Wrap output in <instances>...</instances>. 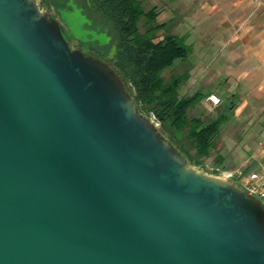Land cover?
I'll return each instance as SVG.
<instances>
[{
	"label": "water",
	"instance_id": "95a60500",
	"mask_svg": "<svg viewBox=\"0 0 264 264\" xmlns=\"http://www.w3.org/2000/svg\"><path fill=\"white\" fill-rule=\"evenodd\" d=\"M41 0H0V264H264V200L192 164Z\"/></svg>",
	"mask_w": 264,
	"mask_h": 264
},
{
	"label": "trees",
	"instance_id": "16d2710c",
	"mask_svg": "<svg viewBox=\"0 0 264 264\" xmlns=\"http://www.w3.org/2000/svg\"><path fill=\"white\" fill-rule=\"evenodd\" d=\"M74 3L90 25L106 33L109 39L88 45L78 40L70 27L68 35L109 63L135 98L140 111L155 113L161 121L162 133L190 163H204L216 147L222 124L233 115L234 102L216 110L215 117L190 113L200 103L201 92L191 96L179 94L181 85L188 79L186 73L164 77V72L177 59L191 54L185 36L172 32L169 21L159 22L158 7H147L144 0H41L45 8L55 11L66 24L61 11L72 8Z\"/></svg>",
	"mask_w": 264,
	"mask_h": 264
},
{
	"label": "crops",
	"instance_id": "0c3cea01",
	"mask_svg": "<svg viewBox=\"0 0 264 264\" xmlns=\"http://www.w3.org/2000/svg\"><path fill=\"white\" fill-rule=\"evenodd\" d=\"M185 3H189V56L196 68L189 87L199 81L217 82L221 92L210 91L200 104L205 105L210 94L221 99L213 105L216 110L234 102L227 136L221 139L227 154L219 157H230L237 163L233 169L258 170L264 164L263 0H185L179 6Z\"/></svg>",
	"mask_w": 264,
	"mask_h": 264
},
{
	"label": "rangeland",
	"instance_id": "374dc122",
	"mask_svg": "<svg viewBox=\"0 0 264 264\" xmlns=\"http://www.w3.org/2000/svg\"><path fill=\"white\" fill-rule=\"evenodd\" d=\"M147 7L157 6L160 14L158 17L159 22L169 21V28L172 32L179 36H185V42L189 46V3L186 5L179 6L180 2H185V0H144ZM180 7L179 9L177 7ZM185 8V9H184ZM53 14L57 16L55 11H52ZM62 17L65 19L69 27L71 28L72 33L78 40L85 41L88 45L96 44L97 40L99 42L104 43L107 42L109 37L106 33L98 31L96 28H93L90 25L89 20L86 15L82 12L81 8L77 6L75 3L72 5V8L62 9L61 11ZM61 20V19H60ZM161 33V32H160ZM159 33V34H160ZM161 35V34H160ZM161 38V36L159 37ZM158 38V39H159ZM85 52H89V48L83 49ZM192 59L188 56L185 59H177L174 65L168 68L164 72V77L168 79L171 75L177 73H186L188 79L183 82L179 89V94L181 96H191L197 92H201L203 96L208 94L210 91H215L220 93L219 84L217 82L212 83L211 85H205L200 81L194 85L192 88L189 87V75L196 70V68L192 67ZM205 105L197 103L196 106L190 109V113H205L209 117L216 116V107L210 104L208 101H205ZM193 110V111H192ZM153 113V112H150ZM155 114V113H154ZM231 120V119H230ZM230 120L226 121L221 126L220 136L216 142V147L210 153V155L206 158L204 163L200 164L201 167L209 170L211 166H216L220 168H236L237 163H234L230 157H224L220 159L219 156L225 155L228 149L226 146L224 147L221 144V139L224 136H227V130L230 127ZM247 172L251 171V169H246Z\"/></svg>",
	"mask_w": 264,
	"mask_h": 264
},
{
	"label": "built area",
	"instance_id": "2783aa9c",
	"mask_svg": "<svg viewBox=\"0 0 264 264\" xmlns=\"http://www.w3.org/2000/svg\"><path fill=\"white\" fill-rule=\"evenodd\" d=\"M207 101H209L214 106L219 105L221 103V99L215 94L208 95ZM149 115L155 122L161 125V121L154 113H150ZM209 170L213 172L224 173L228 176L235 178L250 193L256 194L264 200V164H262L258 170H253L249 172L243 169H226L216 166H211Z\"/></svg>",
	"mask_w": 264,
	"mask_h": 264
},
{
	"label": "flooded vegetation",
	"instance_id": "af4514ba",
	"mask_svg": "<svg viewBox=\"0 0 264 264\" xmlns=\"http://www.w3.org/2000/svg\"><path fill=\"white\" fill-rule=\"evenodd\" d=\"M159 119V118H158ZM160 120V119H159Z\"/></svg>",
	"mask_w": 264,
	"mask_h": 264
}]
</instances>
